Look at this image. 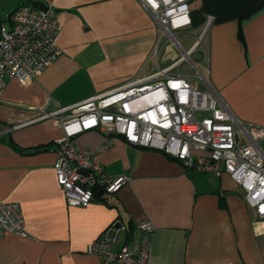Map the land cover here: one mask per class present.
I'll use <instances>...</instances> for the list:
<instances>
[{
	"label": "crops",
	"instance_id": "0c3cea01",
	"mask_svg": "<svg viewBox=\"0 0 264 264\" xmlns=\"http://www.w3.org/2000/svg\"><path fill=\"white\" fill-rule=\"evenodd\" d=\"M36 1L58 11L62 53L27 84L6 76L0 96V201L20 205L27 232L0 238V264H104L89 251L94 240L117 221L122 241L133 244L146 220L156 227L150 264H264V222L229 174L187 168L121 136L102 151L104 132L75 137L95 151L93 163L129 181L86 207L67 204L54 169L64 130L57 119L38 120L40 109L55 111L155 70L158 28L138 0H0V19ZM190 3L193 34L206 16L214 19L212 84L240 120L264 128V0Z\"/></svg>",
	"mask_w": 264,
	"mask_h": 264
},
{
	"label": "built area",
	"instance_id": "2783aa9c",
	"mask_svg": "<svg viewBox=\"0 0 264 264\" xmlns=\"http://www.w3.org/2000/svg\"><path fill=\"white\" fill-rule=\"evenodd\" d=\"M138 1L158 28L153 49L157 68L55 111L40 109L38 120L57 119L64 130L56 141L54 169L67 204L86 207L98 191L113 195L129 181L93 163L95 151L75 141L84 131L100 130L110 137L99 151L112 146L117 135L129 144L161 150L187 168L218 177L229 174L264 222V128L240 120L210 80L207 38L213 17L206 16L193 34L191 0ZM59 32V14L51 4H24L8 21L0 19V96L6 76L27 84L60 56ZM162 58L170 63L158 66ZM117 223L104 230L89 251L104 264H150L153 222L137 225L133 244L122 241L125 229ZM9 232L27 235L21 207L0 201V238Z\"/></svg>",
	"mask_w": 264,
	"mask_h": 264
},
{
	"label": "rangeland",
	"instance_id": "374dc122",
	"mask_svg": "<svg viewBox=\"0 0 264 264\" xmlns=\"http://www.w3.org/2000/svg\"><path fill=\"white\" fill-rule=\"evenodd\" d=\"M179 39H180L181 41H183V42H186V43H187L188 41H190L189 38L184 37V36H179ZM169 63H170V61H169V62H166V63H164V64H161V66L164 67V66H166V65L169 64ZM182 69H185V66H183ZM261 145H262V147L264 148V140L261 141Z\"/></svg>",
	"mask_w": 264,
	"mask_h": 264
},
{
	"label": "trees",
	"instance_id": "16d2710c",
	"mask_svg": "<svg viewBox=\"0 0 264 264\" xmlns=\"http://www.w3.org/2000/svg\"><path fill=\"white\" fill-rule=\"evenodd\" d=\"M31 4L38 5V6H41V7H45V6H47V4L42 3V2H38V1H36V2H31Z\"/></svg>",
	"mask_w": 264,
	"mask_h": 264
},
{
	"label": "water",
	"instance_id": "95a60500",
	"mask_svg": "<svg viewBox=\"0 0 264 264\" xmlns=\"http://www.w3.org/2000/svg\"><path fill=\"white\" fill-rule=\"evenodd\" d=\"M102 194H103V191H98V192L96 193V195H102ZM116 226H117V227H121V224H120V223H117Z\"/></svg>",
	"mask_w": 264,
	"mask_h": 264
}]
</instances>
